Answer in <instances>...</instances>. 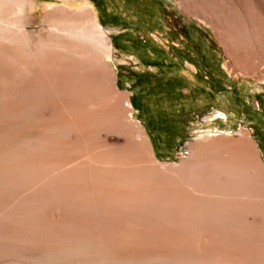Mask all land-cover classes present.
<instances>
[{"label":"rangeland","instance_id":"1","mask_svg":"<svg viewBox=\"0 0 264 264\" xmlns=\"http://www.w3.org/2000/svg\"><path fill=\"white\" fill-rule=\"evenodd\" d=\"M246 3L232 0L231 9L249 16ZM260 3L262 0H255L252 7L261 10ZM5 5L0 12V264H191L182 259L149 257L117 260L110 254L121 245L108 243L103 247L105 244L89 240L91 214L86 210L71 206V212L58 213V205H74V198L67 192L71 186L62 184L65 179L57 173L58 165L75 157L76 152L89 154L95 161L106 158L111 162L118 151L123 152L126 140L114 129H99L96 123L77 125L60 133L71 141V147L54 153L49 142L45 143L52 134L47 124L54 103L40 109L35 99L24 101L29 90L23 83L33 81L48 58L61 56L60 50L50 44L60 20L91 9L98 24L108 30L113 46L111 66L118 96L128 95L133 117L141 122L157 163L180 164L191 158L193 145L208 138L236 141L243 132L255 142L264 163V60H257L253 68H244V60L251 54L246 40L238 47L222 42H226L220 35L226 28L223 15L229 8L217 12L222 20L211 22L186 11L181 0H31L28 16L24 10H14L10 0H5ZM49 12L53 16L46 20ZM86 67L77 65L73 70L83 75L90 70ZM149 123L154 124L156 133L151 132ZM112 144L119 148H112ZM129 158L127 154L118 160L125 165ZM216 193L214 188H199L189 199L194 204L188 207L210 217L217 232L203 227L182 237L170 231L152 238L159 240L166 235L164 240L186 239L187 245L196 243L197 247L211 249L220 235L247 241L259 233V225L248 212L228 201L219 203ZM75 200L77 203L78 198ZM132 232L136 237L141 233ZM143 233L136 239L147 235ZM200 240L207 245H201ZM232 247L244 249L239 244ZM255 250L264 254V248Z\"/></svg>","mask_w":264,"mask_h":264},{"label":"bare ground","instance_id":"2","mask_svg":"<svg viewBox=\"0 0 264 264\" xmlns=\"http://www.w3.org/2000/svg\"><path fill=\"white\" fill-rule=\"evenodd\" d=\"M10 3L14 10H24L26 15L31 0H10ZM252 4L256 5L255 0H247V11L250 12L247 17L231 9V5L229 13L221 19L226 28L219 32L226 43L233 46L238 47L241 41L246 40L245 46L251 48V54L246 56L244 68H253L257 60H264V0L260 3L261 10L253 8ZM5 6V0H0V12ZM51 16L53 12L47 13L45 19L50 20ZM65 17L67 19H61L59 26L53 29L55 37L50 41L60 50L61 56L48 58L37 69L33 81L23 83L29 90L25 92L27 97L23 93L24 101L35 99L40 109L54 103V111L50 112L51 120L47 124V130L52 134L45 140L50 144L48 147L55 150L54 153L71 147V141L65 140L60 133L68 127L75 129L77 125L87 127L96 123L99 129H114L125 138L126 145L121 147L123 152L118 151L112 163L106 158L95 161L89 154L80 152L61 162L57 173L65 179L63 185L71 186L72 190L67 192L74 198V205L63 207L60 204L58 213L65 215L71 212V206L72 209L86 210L91 214V222L88 221L87 226L91 230L90 233L87 229L89 240L105 244L103 247L108 243L121 245V248H114V254H110L117 260L134 261L149 257L182 259L191 264H264V254L255 250L264 248V163L248 133L243 132L240 139L235 138L236 141L223 137L216 140L208 138L206 142L192 146L189 160L161 166L154 158L141 122L133 117L128 95L118 96L111 66L113 46L108 30L98 24L91 9ZM77 65H85L91 71L78 75L73 70ZM117 144L110 146L118 149ZM127 154L130 162L123 165L118 159L123 160L121 156ZM199 188H214L217 191L214 196L221 204L228 201L231 206L239 205L259 225V233L247 241L220 235L211 249L210 242V247L205 249L197 247L196 243H193L194 247L187 245L186 239H182L184 242L181 239V242L170 241L171 238L164 240L168 237L166 235L159 240L153 239L154 235L170 231L181 233L182 237L198 233L203 227L216 230L210 217L200 216L196 208L188 207L194 204L189 199ZM108 218L111 222L106 220ZM132 231L147 235L136 239L141 233L136 237ZM201 242V245L205 243ZM235 243L244 249L232 250Z\"/></svg>","mask_w":264,"mask_h":264},{"label":"crops","instance_id":"3","mask_svg":"<svg viewBox=\"0 0 264 264\" xmlns=\"http://www.w3.org/2000/svg\"><path fill=\"white\" fill-rule=\"evenodd\" d=\"M186 11L202 16L208 21L214 22L222 19L216 12L230 8L232 0H181ZM223 9V10H222ZM215 12V13H214ZM224 44L226 42L222 41Z\"/></svg>","mask_w":264,"mask_h":264},{"label":"trees","instance_id":"4","mask_svg":"<svg viewBox=\"0 0 264 264\" xmlns=\"http://www.w3.org/2000/svg\"><path fill=\"white\" fill-rule=\"evenodd\" d=\"M98 2H100V3H102L101 1H98ZM103 22H104V20H102ZM116 44H117V46H119V43H118V39L116 38ZM136 109H138V110H143V107L142 106H136ZM149 128L151 129V132L152 133H156V128L154 127V124H151V123H149ZM259 134H257V132H256V137H257V139L258 140H260V141H262V139H259V136H258ZM157 140L159 141V138H157ZM261 145H262V142H261Z\"/></svg>","mask_w":264,"mask_h":264}]
</instances>
